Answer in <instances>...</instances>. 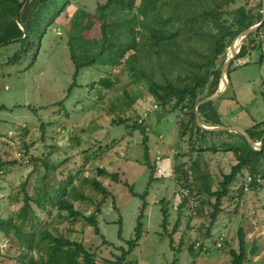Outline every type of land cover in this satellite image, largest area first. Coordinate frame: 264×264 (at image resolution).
Listing matches in <instances>:
<instances>
[{"label":"rangeland","instance_id":"1","mask_svg":"<svg viewBox=\"0 0 264 264\" xmlns=\"http://www.w3.org/2000/svg\"><path fill=\"white\" fill-rule=\"evenodd\" d=\"M39 1H28L24 18L33 17ZM69 1L66 10L47 28L40 47L32 37L23 48L20 43H12L0 49V106H6L0 109V215L13 217L22 225L21 232L0 231V264H26L31 255H47L51 246L39 240L42 229L82 242L97 264H109L108 259L115 260L121 253L118 246L127 247V240L135 236L143 204L140 194L149 183L144 234L128 256L132 264H172L174 260L175 264H233L230 251H239L240 227L244 228L247 242L244 264H264V159L257 166L259 174H263L258 182L261 184L254 186L257 176L250 174L248 168L243 169L222 200L213 236L206 238L215 196L195 217L186 206L178 204L176 181L188 179L209 195L204 187L220 189L224 174L238 161L237 155L232 150L199 151L191 147L190 131L181 136L179 123L192 99L173 111V104L163 105L150 91L152 79L186 82L194 70L204 69L208 58L215 55V39L228 41V31L237 29L234 17L238 8H256L260 0H159L150 10L143 8L141 0L131 7L117 1L109 5L108 0ZM80 9L90 13L94 22L82 32L91 41L86 44L87 49L108 46L116 39L128 43L135 39L136 46L115 65L96 63L82 67L69 94L75 72L70 32L74 13ZM82 21L86 24L88 18L83 17ZM103 22L109 30L104 43ZM153 22L156 26L164 22L168 32L175 28L179 42L174 50L180 57L162 68L160 62L171 51L159 55L153 42L147 40L146 27ZM243 43L250 49L246 57L249 60L243 63L245 58H233L226 91H221L220 82L213 94L211 86L199 89L198 102L222 92L212 99L222 125L248 129L252 119L255 124L264 121V26L251 41L246 37ZM15 53H21L23 58L11 64L9 59ZM226 55L225 49L214 68L223 69ZM102 78L113 85L103 84ZM249 81L256 94L240 93L237 89ZM236 102L242 106L237 111ZM200 117L203 121L201 114ZM139 124L148 132L147 143L143 141L145 133L135 129ZM199 132L194 131L197 146L201 144ZM239 132L227 129L222 134L208 133L205 141L238 143L242 141ZM145 144L155 167L153 174L144 156ZM182 164L187 173L177 170V174L176 167ZM99 167H106L117 177L100 175ZM94 177L104 183L108 195L90 185L88 179ZM43 187L52 192L66 189L77 209L85 215H97L101 234L86 219H72L65 210L59 211L55 201L39 196ZM32 210L37 216L30 215ZM162 210H167L166 222ZM223 230L226 239L222 248L201 254L191 249L194 239L201 237L213 244ZM26 233L32 238L30 242L19 237ZM102 235L113 244H104ZM81 261L84 262L83 257Z\"/></svg>","mask_w":264,"mask_h":264},{"label":"trees","instance_id":"2","mask_svg":"<svg viewBox=\"0 0 264 264\" xmlns=\"http://www.w3.org/2000/svg\"><path fill=\"white\" fill-rule=\"evenodd\" d=\"M28 1L32 0H0V49L4 46H7L12 43H20L21 47L23 48L26 45L31 43V38L35 37L37 41V46H41V39L46 32L47 28L52 25L56 19L66 10L69 0H40L39 7L37 8L36 12L34 13L32 18H24V9L28 6ZM123 4L125 6H134L137 0H108L109 5L116 2ZM159 0H141L143 4V8L145 10H150L152 7L156 5ZM180 3V1H178ZM23 10V12H22ZM215 12H210V15H213ZM263 0H260L257 7H246L240 6L236 12L234 17L235 23L237 25L236 30L230 29L228 31L229 40L224 41L223 39L216 38L214 41L215 52L214 56H210L208 58V64L204 69L194 70L192 74V78L186 82H175L172 78H168L165 80H157L152 79L150 83V91L153 96L160 102L165 104H173L174 110L178 108L179 105L183 104L184 102L192 99L191 105L187 109L188 112L184 119H182L179 123V129L181 136L186 135V130H189V141L191 143V147L197 150H205L206 148L216 150H232L238 158V161L233 164L231 171L229 173H225L223 177V181L220 183V189L215 191L208 185L205 186V191L209 194L207 195L205 192L201 190L197 185V183L189 182L190 180H184L185 182L192 185L193 189L198 191V193L202 197V207L209 204L212 198L215 196L216 200L213 203L214 211L212 214V221L209 229L207 231V236H213V227L214 221L217 218V215L222 211V200L224 196H227L230 191L231 184L237 179L238 174L245 168H248L251 173L254 174L253 176L256 177L258 175L263 176V174H259L260 171L258 169V164L260 160L264 159V121L256 123L252 127L246 129L247 132L251 135L253 139L262 140L261 148H255L249 141V139L241 132L238 133L241 136V142L235 141H226L222 143H218L217 140H213L211 144L208 141H205V134H214V133H225L227 130H219V131H208L202 129L196 119V110L194 105L198 102V91L199 89H203L207 86H211V93L213 94L218 87L220 82L222 68L215 67V63L217 57L222 54L226 47L233 42L235 39L234 37L237 36L243 30L254 26L255 24L259 23L263 19ZM83 17L88 18L86 24L83 23ZM91 14L87 11L80 9L74 13L72 19V30L70 32V50H71V57L75 64V72L73 75V81L68 88V93L73 90V88L77 84V75L79 70L82 67L88 66L90 64L101 63L103 65H115L117 64L121 58H123L126 52L130 49L135 48L136 41L132 39L131 43H128L122 39H116L108 46H100L97 45L90 49L86 48V44L90 43L91 41L84 36H82V32L93 25V19L91 18ZM190 19V18H189ZM165 23H160V26H156L153 23L147 25L146 30L148 32L147 40L153 42V46L157 49L159 55H164L166 51H171L170 56L163 62H160V68L164 65H170L172 62H175L174 58H179V54L175 51V45L179 44V42L175 39V32L176 29H172L169 32L164 30ZM264 26V22L260 25L259 29L256 33L250 34L247 39L251 41V38L261 30ZM178 27V26H175ZM190 29H192L190 27ZM108 25L106 22H103V35L105 40L102 43L106 42L108 38ZM234 38V39H233ZM233 39V40H232ZM232 42L230 43V41ZM230 43V44H229ZM156 44V45H154ZM248 47L246 43H243L239 52L236 54V59L242 58L249 53ZM198 53V51H197ZM227 54V50H226ZM23 58L21 53H15L13 57H10L9 62L11 64L18 63ZM36 60V55L34 57ZM33 60V61H34ZM171 61V62H170ZM170 63V64H169ZM233 64V59L231 60L230 66ZM232 70H229L228 77L230 79V74ZM101 82L107 86H112L113 83L109 81L107 78H102ZM68 94V95H69ZM202 100V99H201ZM215 101L210 99L204 102H201L198 106V111L204 118V122L211 124L212 126L222 125V120L220 115L217 112V108L214 105ZM5 105H1L0 109H5ZM113 123L116 124L117 122L113 120ZM135 129H140L145 133L144 136V143H147V131L146 129L139 124L138 127ZM200 131V139L198 140L199 143L195 145L194 143L197 142L198 138L194 137V131ZM42 131H45V126H42ZM146 131V132H145ZM195 138V140H194ZM146 145V144H145ZM145 158L147 165L151 167L152 174L155 172L154 165L150 162V154L149 148L145 146ZM48 168L50 165L46 164ZM177 165V170H182L187 173V169L184 168V164ZM198 166V165H197ZM184 170H183V169ZM201 173V170H199ZM98 173L100 175H112L117 177L113 173H109L106 167H99ZM152 174L150 177V181L152 179ZM178 174V172H177ZM90 185L99 193L103 195H108L109 190L104 185L102 181L97 179L96 177L88 179ZM254 182V183H253ZM252 183L254 186H258L261 183H258L254 180ZM149 186L145 189V191L140 194L141 199L143 200V204L141 206L140 214L137 218V224L135 226V236L127 240L128 246L125 247L123 245L118 246V249L121 251L119 255H116L115 260L108 259L106 262L109 264H132V260L128 258V256L133 252V250L139 245L140 240L144 234V217H145V209L149 206V202L147 200V195L149 193ZM195 187V188H194ZM74 188V187H73ZM204 194V197L202 195ZM79 195V192H77ZM39 196L42 198L53 200L58 204L59 211L62 212L65 210L67 214L72 219H79L84 218L86 219L90 225H92L96 231V233L101 234L100 228V221L95 214L85 215L82 211L77 209L74 203L71 201L70 197H68L66 189L62 187L59 190L52 192L49 191L45 187H43V191L40 190L38 193ZM211 195V196H210ZM80 196L85 197V195L81 194ZM210 196V197H209ZM86 198V197H85ZM40 204L39 206H42ZM181 206V205H180ZM203 209V208H202ZM163 215L167 216V210H162ZM202 210H200L201 212ZM32 216L36 215L37 212L35 210L31 211ZM216 223V222H215ZM167 227V226H164ZM13 230L21 232L22 225L21 223L17 222L13 217L4 218L0 215V231L5 234H10ZM119 237L122 238V227H120ZM210 235V236H209ZM24 241L30 242L32 238L29 236L28 233L25 235H19ZM238 237H239V251L236 249H232L230 251L232 255V262L233 264H244L245 256H246V239H245V231L244 228L240 227L238 230ZM103 243L104 244H113L110 241L106 240L104 235H102ZM39 240L40 241H47L51 248L48 251L47 255H41L39 257H35L31 255L26 260V264H97V260L94 258L93 254L84 246V244L80 241L71 239L68 236L64 235H54L48 229H42L39 231ZM194 244L192 243L191 249L193 250ZM196 249V248H195ZM196 251L201 254L204 252L203 249L199 248ZM84 258V262L81 261V258ZM176 260L172 264H175Z\"/></svg>","mask_w":264,"mask_h":264},{"label":"built area","instance_id":"3","mask_svg":"<svg viewBox=\"0 0 264 264\" xmlns=\"http://www.w3.org/2000/svg\"><path fill=\"white\" fill-rule=\"evenodd\" d=\"M250 182H252L254 180V178L252 176H250ZM262 177L261 176H257L255 178V180L257 182L261 181ZM248 182V178L245 181V183ZM176 183L178 184V197H179V205H181V207L186 206L188 208V212L192 213L193 216H197L200 213V210H202V197L201 195L198 193V191H196L195 189H193L192 185H190L189 183L185 182L183 179L178 178ZM206 238H208V236H205ZM226 239V233L223 230L217 237V239L215 240V242L213 244L208 243L204 238H198L197 240L194 239L193 244L194 247L196 249H203V250H209V249H213V248H222L223 246V240Z\"/></svg>","mask_w":264,"mask_h":264},{"label":"water","instance_id":"4","mask_svg":"<svg viewBox=\"0 0 264 264\" xmlns=\"http://www.w3.org/2000/svg\"><path fill=\"white\" fill-rule=\"evenodd\" d=\"M263 14H264V0H263ZM264 22V16H263V19L261 22L255 24L254 26H251L245 30H243L242 32H240L237 36H240L241 39H244L246 37H248L250 34L254 33L255 31H257V29L260 27V25ZM235 36V37H237ZM234 37V38H235ZM233 38V39H234ZM232 39V40H233ZM232 40L230 41V43L232 42ZM229 43V44H230ZM231 46V44H230ZM230 46L228 45L226 47V50H230ZM232 60V57L230 56V54H227L226 57H225V60H224V66H223V69H222V73H221V78H220V86H222L225 82H228V68L230 66V62ZM226 88H227V85H226ZM219 95H222V92L220 93V91H217V93L212 96L211 98H207V99H202L198 102V106L201 102H204V101H207V100H210V99H215L216 97H218ZM196 118H197V123L200 127H202L203 129L205 130H208V131H219V130H227V129H235V130H238L240 131L241 133H243L248 139L249 141L251 142V144L255 147H257V145H261L263 143V141L261 140L260 143L257 142L255 139H253L251 137V135L247 132L246 129L244 128H241V127H238V126H223V125H218V126H211V127H208L207 125H205L200 117V113L198 112V110L196 109Z\"/></svg>","mask_w":264,"mask_h":264},{"label":"bare ground","instance_id":"5","mask_svg":"<svg viewBox=\"0 0 264 264\" xmlns=\"http://www.w3.org/2000/svg\"><path fill=\"white\" fill-rule=\"evenodd\" d=\"M243 44V39L240 38V36L235 37V39L233 40V42L231 43L230 46V50H227V54H230V56L233 58L236 57V54L239 52L241 46ZM228 84V82H225L222 86H221V91L224 92L226 91V85ZM205 124V123H204ZM207 125V124H205ZM208 127H211L209 125H207Z\"/></svg>","mask_w":264,"mask_h":264},{"label":"crops","instance_id":"6","mask_svg":"<svg viewBox=\"0 0 264 264\" xmlns=\"http://www.w3.org/2000/svg\"><path fill=\"white\" fill-rule=\"evenodd\" d=\"M249 53H250V50H249ZM249 53H248V54H249ZM248 54H247V55H248ZM247 55L244 56V57H242V59L245 58L244 61H243V63L249 60V59H246V57H248ZM245 65H246V64H245ZM231 83H232V82H231ZM233 84H235V80L233 81ZM253 85H254V84H251V81H249V84H245V85L243 84L242 88H241V89L239 88V89H237V90H238V91L240 90V93H243V92H244L245 94H247V92H249V95H250L251 93L256 94V92L253 91V89H251V88H253ZM235 86H236V85H235ZM234 89H235V87H234ZM237 97H238V96H237ZM229 103L231 104L230 101H229ZM236 103H237V102H236ZM237 104H238L237 107H235L236 111H237V110H240V109L242 108V106L239 105L240 103H237ZM250 123H251L250 125L253 126V125L255 124V121L252 119V121H251Z\"/></svg>","mask_w":264,"mask_h":264},{"label":"clouds","instance_id":"7","mask_svg":"<svg viewBox=\"0 0 264 264\" xmlns=\"http://www.w3.org/2000/svg\"><path fill=\"white\" fill-rule=\"evenodd\" d=\"M257 142H259V143H260V141H257ZM255 148H258V147H255Z\"/></svg>","mask_w":264,"mask_h":264}]
</instances>
